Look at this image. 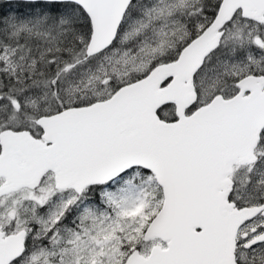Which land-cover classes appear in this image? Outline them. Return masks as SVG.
I'll list each match as a JSON object with an SVG mask.
<instances>
[{
	"label": "snow or ice",
	"instance_id": "6c2138e0",
	"mask_svg": "<svg viewBox=\"0 0 264 264\" xmlns=\"http://www.w3.org/2000/svg\"><path fill=\"white\" fill-rule=\"evenodd\" d=\"M0 264H264V0H0Z\"/></svg>",
	"mask_w": 264,
	"mask_h": 264
}]
</instances>
